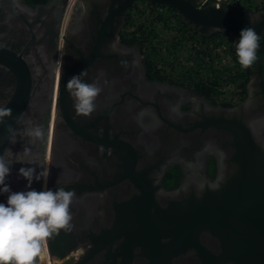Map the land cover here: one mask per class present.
<instances>
[{
    "label": "water",
    "instance_id": "95a60500",
    "mask_svg": "<svg viewBox=\"0 0 264 264\" xmlns=\"http://www.w3.org/2000/svg\"><path fill=\"white\" fill-rule=\"evenodd\" d=\"M115 1L116 6L110 0L104 17L102 13L97 16L94 30L86 29V54L79 53V61L61 68L53 81L52 95L57 92L56 102L60 100L70 130L102 144L103 154L112 162L121 153L122 169L112 170L102 184L113 186L128 179L142 190L120 203L114 201L118 219L125 216L132 223L149 224L151 229L146 228V232L154 249L196 248L202 264H264V40L247 96L234 107H221L183 86L147 81L140 56L130 54L117 40L123 15L133 0ZM145 1L152 7L172 5L182 20L201 34L222 31L232 37L235 48L244 28L253 27L264 37V9L214 1L204 5L197 0ZM104 3L90 1L86 10L94 12L95 5ZM12 57L18 58L0 46V62ZM82 71L87 73L82 80L100 88L94 103L102 105L78 122L67 109L73 100L66 84ZM21 79L25 83L18 93H27L28 67L23 68L20 83ZM189 100L192 107L180 109V104ZM9 103L6 108L12 109V115L0 121V154L13 140L10 130L20 113L17 99ZM30 157L36 159L38 154L35 151ZM208 157L216 166L212 176L205 172ZM174 163L183 168L184 175L178 187L163 189L160 178ZM157 189H163L158 196ZM137 234L134 228L126 232L127 247L134 237H140ZM166 254L163 257L169 263L170 253Z\"/></svg>",
    "mask_w": 264,
    "mask_h": 264
},
{
    "label": "flooded vegetation",
    "instance_id": "af4514ba",
    "mask_svg": "<svg viewBox=\"0 0 264 264\" xmlns=\"http://www.w3.org/2000/svg\"><path fill=\"white\" fill-rule=\"evenodd\" d=\"M90 1L94 4L98 0H0V46L9 48L18 57L0 62V107L8 106L9 101L15 99L20 107V113L10 130L9 138L13 140L6 147L11 150L13 160L18 157L20 163H13L11 174L5 183L16 192L64 188L76 193L70 206L72 217L70 228L62 229L58 235L54 234L48 239L50 261H63L74 254L76 258L73 264H202L196 248L184 251L177 248L154 249L153 239L146 232V228L151 229L149 224L132 223L125 216L118 219L114 201L120 203L132 194L140 195L142 190L128 179L127 182L120 179L113 186L102 184L114 169L115 172L122 169L121 153L112 162L110 156L103 154L102 144L81 138L70 130L61 111L60 100L56 102L57 92L55 96L52 95L53 81L57 80L61 68L79 61L81 59L79 53L83 56L86 54V29L94 30L99 15L102 13L101 16L104 17L111 3L116 6L115 0L111 3L110 0H104V4L95 5V11L91 12L89 9L86 10ZM235 1L236 6L246 9H264V3L256 5L253 0ZM142 6L149 11L157 8L169 9L173 6L158 4L152 7L145 0H133L127 5L117 32V40L128 47L130 54L140 56L144 78L147 81L183 86L215 103L214 98L209 99L191 87L176 82L172 77L166 76V79L149 77L150 72L147 71L140 45L130 33V30L135 28L127 27V19L137 20ZM173 9L176 16L179 15L175 7ZM188 31L201 37L220 32L214 30L209 34H201L192 28ZM231 45L236 50L232 40ZM12 60L14 61L12 65L8 64ZM26 67L30 71L29 91L18 93L20 85L25 83L23 79L20 83V76ZM162 73L165 74L164 71ZM251 76L252 71L248 81ZM248 81L244 97L248 94ZM241 98L227 101L229 102L227 104L216 103L221 107H234L242 101ZM100 99L103 101V94ZM101 103L98 104L96 101L95 107H100ZM179 107L182 110H189L192 101L184 102ZM67 109L75 121L79 122L85 116L76 114L73 103ZM173 112L178 114L176 110ZM37 125L43 128L42 139H36L28 134L29 130ZM4 151L5 149H2L1 153ZM35 151L38 157L32 160L30 156ZM146 158L149 159L147 156ZM210 158L212 157H208L205 167L207 176L214 175L216 171L215 162ZM21 167H34L37 174L47 170L48 179L46 182L43 179L34 180L29 188L28 181L18 175ZM183 175L184 170L178 163L168 166L160 178L163 189L171 190L178 187ZM163 189H157L156 195L158 196ZM7 199L8 193L0 192V203L6 204ZM133 228L140 237L138 239L134 237L133 244L127 247L126 232ZM198 241L202 243L201 238ZM211 250L216 251L213 248ZM166 253H170L169 263L165 262L167 259L163 257L168 255ZM159 258L162 261L155 263ZM82 259L84 261L80 262Z\"/></svg>",
    "mask_w": 264,
    "mask_h": 264
},
{
    "label": "clouds",
    "instance_id": "9594fccd",
    "mask_svg": "<svg viewBox=\"0 0 264 264\" xmlns=\"http://www.w3.org/2000/svg\"><path fill=\"white\" fill-rule=\"evenodd\" d=\"M262 40L264 37L253 27L241 30L236 56L243 69L251 68L259 59ZM86 74L82 71L70 77L66 89L76 114L89 116L95 109L94 101L100 88L94 82L82 80L81 77ZM11 114V108L0 107V121ZM28 134L42 139L44 131L42 126L37 125ZM17 162L20 163L19 158L13 160L10 149L0 154V192L8 193L7 203H0V264H47L48 239L58 235L60 230L70 228V206L76 193L64 188L12 191L5 181L11 174L13 163ZM18 175L26 179L31 188L34 180L43 179L46 182L49 173L45 170L37 174L34 167H21Z\"/></svg>",
    "mask_w": 264,
    "mask_h": 264
},
{
    "label": "trees",
    "instance_id": "16d2710c",
    "mask_svg": "<svg viewBox=\"0 0 264 264\" xmlns=\"http://www.w3.org/2000/svg\"><path fill=\"white\" fill-rule=\"evenodd\" d=\"M173 11V7L169 9L157 8L155 10H150V18L147 17L146 19L139 21V24L137 23V20L132 18L127 19V27L135 28L134 30H130V33L133 34V37L137 39L136 41L140 45V50L143 54L147 71L150 72L149 77L158 79H166V76L172 77L176 82L191 87L196 92L202 93L209 99H213L215 96L219 95L220 91L218 87L221 81H235V83L237 82L238 88H240L241 99H243L248 76L251 73L253 66L247 70L240 66L236 56V50L231 45V40L233 41L232 37L221 31L214 32L219 34H212L206 37L191 33L188 31V29L190 30L191 28L187 26L179 15L176 16ZM137 19H139V15ZM147 20H149L151 24H149ZM162 21V28H167L164 32H168L170 29H177L179 31V39L185 42L183 45H180L186 49L185 53L188 56L185 60L189 61L185 66L184 73L178 72L179 70L177 68L175 71L178 73H175L174 75L170 74V71L177 67L178 63H175L176 58H174L176 56L174 55L171 58L170 54L173 55L172 53L167 54L160 46H158L157 42L153 41V37L158 38L157 28ZM128 28H126V30ZM209 41H213L215 44L224 43L222 44L225 46L224 52L231 55L234 63V65L230 66L232 68L228 67V69L234 70L236 68V70L230 71L229 73H234V77L235 75L239 76L237 79H232L228 74L224 75L223 68H220L222 66H218L213 62L211 47H208V44L205 45ZM197 42L200 45H198ZM167 58L173 59V64H170L171 69L169 70L164 66L167 62ZM216 66L218 67L215 68ZM162 70L165 74L162 73ZM223 101H225L224 104L229 103L227 102L228 100ZM172 171H174L173 168Z\"/></svg>",
    "mask_w": 264,
    "mask_h": 264
},
{
    "label": "rangeland",
    "instance_id": "374dc122",
    "mask_svg": "<svg viewBox=\"0 0 264 264\" xmlns=\"http://www.w3.org/2000/svg\"><path fill=\"white\" fill-rule=\"evenodd\" d=\"M253 2L256 5H262V3H264V0H253ZM150 16H151L150 11L147 10L145 8V6H142L140 8L139 19H137V23L139 24L140 23L139 21H142L141 18L146 19L147 17L150 18ZM147 22H149V24H151L149 20H147ZM162 25H163V21L160 22V25L157 28L158 38H154L153 37V41L157 42L158 46H160L162 48V50H164L167 54L168 53H172L173 55L170 54L171 58L174 55L176 56L174 58H176L175 63L176 62L178 63L177 67L172 70L174 72L170 71V74L174 75L175 73H178V72L184 73L185 66L189 63V61L185 60L187 58V56H188L185 53L186 49L181 47L180 45H183V43H185V42H183V40L179 39L180 36H179V31L177 29H174V30L170 29L168 32H164L167 28L163 29ZM207 44H208V47H211V53H212V56H213V62L215 64H217L218 66H222L220 68H223L224 75L228 74V75H230L232 77V79L233 78L237 79L239 76L235 75V77H234V73L233 74L229 73L230 71L236 70V68L234 70L228 69V67L232 68L230 66L234 65V63H231L230 57H227V55H229V54L225 55V52L222 51V48H223L222 44H224V43L215 44L213 41H209L205 45H207ZM198 45H200V44L198 43ZM220 50L222 51V53L220 52ZM165 57H166V55H165ZM171 58H167V62L164 64V66L167 67V70L171 69L170 64L173 61V59H171ZM218 66H216L215 68H217ZM177 68L179 70L178 72L175 71ZM180 70H182V71H180ZM228 81H229L230 87H227V89L231 90V87H232V83L231 82L235 83V81H230V80H228ZM214 100H215V102H225L223 100H228V99L226 97H221L220 95H217V96L214 97Z\"/></svg>",
    "mask_w": 264,
    "mask_h": 264
},
{
    "label": "built area",
    "instance_id": "2783aa9c",
    "mask_svg": "<svg viewBox=\"0 0 264 264\" xmlns=\"http://www.w3.org/2000/svg\"><path fill=\"white\" fill-rule=\"evenodd\" d=\"M209 1H214L216 3L224 2L226 4H236L235 0H197V3L199 5H204L206 2H209ZM224 47L225 46L223 45V48H222L223 52H224ZM222 51L220 50L221 53ZM226 54H229V53H225V55ZM227 57H230V61L231 63H233L231 55L229 54L227 55ZM231 83H232L231 90H228L227 87H230L229 81L228 80L221 81L218 87L220 91L219 95L221 97H226L228 101H236L241 97L240 88H238L237 82L236 83L231 82Z\"/></svg>",
    "mask_w": 264,
    "mask_h": 264
},
{
    "label": "bare ground",
    "instance_id": "6f19581e",
    "mask_svg": "<svg viewBox=\"0 0 264 264\" xmlns=\"http://www.w3.org/2000/svg\"><path fill=\"white\" fill-rule=\"evenodd\" d=\"M64 26V25H63ZM56 100V99H55ZM55 102V101H54ZM55 104V103H54ZM52 111V110H51ZM54 114V112H53ZM49 153V152H48ZM49 257V256H48ZM75 255L72 254L70 256H68L67 258H65V260L61 261V260H58L57 262L56 261H50V259L48 258V261H47V264H73L75 262ZM73 262V263H72Z\"/></svg>",
    "mask_w": 264,
    "mask_h": 264
}]
</instances>
